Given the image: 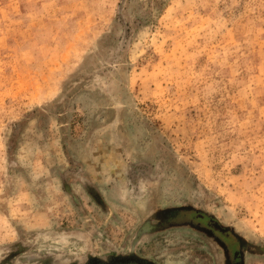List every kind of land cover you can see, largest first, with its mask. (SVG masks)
I'll use <instances>...</instances> for the list:
<instances>
[{"label": "rangeland", "instance_id": "374dc122", "mask_svg": "<svg viewBox=\"0 0 264 264\" xmlns=\"http://www.w3.org/2000/svg\"><path fill=\"white\" fill-rule=\"evenodd\" d=\"M179 206L264 264V0H0V264H214Z\"/></svg>", "mask_w": 264, "mask_h": 264}, {"label": "flooded vegetation", "instance_id": "af4514ba", "mask_svg": "<svg viewBox=\"0 0 264 264\" xmlns=\"http://www.w3.org/2000/svg\"><path fill=\"white\" fill-rule=\"evenodd\" d=\"M159 217L158 228L187 229L200 234V242H206L213 253L211 260L214 264H243L249 245L241 236L211 215L192 207L179 206L163 210ZM126 258L130 259L119 257L114 264H136Z\"/></svg>", "mask_w": 264, "mask_h": 264}]
</instances>
